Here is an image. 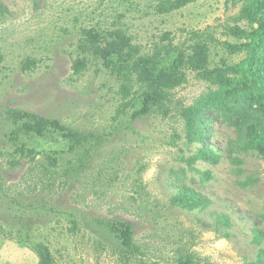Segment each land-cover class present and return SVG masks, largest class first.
<instances>
[{
	"label": "rangeland",
	"instance_id": "rangeland-1",
	"mask_svg": "<svg viewBox=\"0 0 264 264\" xmlns=\"http://www.w3.org/2000/svg\"><path fill=\"white\" fill-rule=\"evenodd\" d=\"M166 1L0 0V264H38L39 244L54 264H176L182 257L194 264H259L264 258V159L241 151L246 131L239 138L222 110L203 107L204 142L185 145L178 109L217 86L187 69L185 83L171 92L168 115L133 119L140 105L120 112V83L99 62L73 75L77 44L91 28L122 29L143 54L171 43L190 55L201 41L210 70L243 63L246 52L233 47L245 40L229 30L249 26L231 21L240 5L196 0L165 13L157 6ZM8 109L57 122L81 136V146L71 150L60 129L24 130L7 119ZM198 148L217 156L216 163L197 161L200 173L184 161ZM246 179L251 184L242 187ZM184 192L203 207L173 204ZM107 221L131 225L136 256L116 245L100 223Z\"/></svg>",
	"mask_w": 264,
	"mask_h": 264
},
{
	"label": "trees",
	"instance_id": "trees-1",
	"mask_svg": "<svg viewBox=\"0 0 264 264\" xmlns=\"http://www.w3.org/2000/svg\"><path fill=\"white\" fill-rule=\"evenodd\" d=\"M194 1L196 0H168L157 7L160 11L169 13ZM229 2L233 6L240 5L239 13L233 16L231 21L234 24L247 22L249 25L246 30L237 27L229 29L233 35L245 40L240 46L233 47V52H246L245 60L236 67L208 69L206 47L201 41L190 46L193 51L190 55H187L185 46L178 48L171 43L162 46V49L154 54H143L139 47L132 44L131 37L124 30L116 28L103 33L91 28L82 31V39L77 44L80 55L72 63L73 75L81 76L93 61L99 62L103 69L120 83V93L123 96L120 112L123 113L138 102L140 108L132 114V118L137 119L154 112L168 115L173 103L171 92L185 83V70H194L200 80L215 85L218 89L209 90L194 105L178 109L184 122L185 145L192 146L204 142L198 114L203 107H213L225 113L226 120L237 130L239 138H242L243 131H246L241 151L255 152L264 159V119L251 118L253 112L264 116V0H226V3ZM193 37L198 39L199 36L194 34ZM26 64V67H32V61ZM239 95H242L240 105L232 104L238 100ZM6 117L14 124H20L24 130L38 134L49 128L60 129V125L55 121H47L21 110L8 109ZM60 130L64 131V138L72 141L71 150L81 146V136L66 128ZM20 151L24 154L23 149ZM199 160L216 163L217 156L198 148L184 161L188 169L200 173L194 168ZM235 163L242 162L236 159ZM208 175V172H203V176ZM250 184L251 179L240 183L242 187ZM172 202L188 210L203 207L200 198L189 196L186 192L172 198ZM220 222H227V218L220 217ZM100 223L127 256L134 257L139 253L133 242L131 225L120 221ZM35 250L39 258L38 264H54L45 246L39 244ZM261 256L258 257L259 264H264V258ZM176 264L194 263L190 257H182Z\"/></svg>",
	"mask_w": 264,
	"mask_h": 264
}]
</instances>
